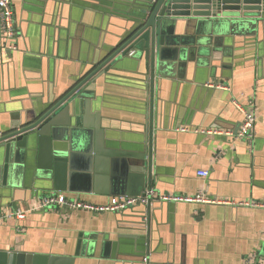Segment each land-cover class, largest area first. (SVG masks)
Here are the masks:
<instances>
[{"label": "crops", "instance_id": "0c3cea01", "mask_svg": "<svg viewBox=\"0 0 264 264\" xmlns=\"http://www.w3.org/2000/svg\"><path fill=\"white\" fill-rule=\"evenodd\" d=\"M141 2L11 0L17 49L5 51L0 44V135L75 87L117 47ZM262 21L251 36L200 33L194 53L190 48L174 57L179 47H166L151 88L130 58L125 69L89 85L93 96L86 100L84 129L96 148L98 173L92 171L88 181L76 177L71 191L59 193L95 205L149 189L264 203ZM232 101L252 106L251 145L203 133L239 129L243 116ZM148 160L151 188L132 170ZM3 165L0 148V211L31 210L41 196L55 192L51 183L35 178L34 155L26 159L20 181L3 175ZM198 171L208 176L198 177ZM152 205L148 212L146 205L119 213L64 207L28 212L23 221L0 222V253L42 257L43 264H247L252 256L259 257L250 264H264L263 209L165 201Z\"/></svg>", "mask_w": 264, "mask_h": 264}, {"label": "water", "instance_id": "95a60500", "mask_svg": "<svg viewBox=\"0 0 264 264\" xmlns=\"http://www.w3.org/2000/svg\"><path fill=\"white\" fill-rule=\"evenodd\" d=\"M137 14L128 31L119 38L117 47L64 97L36 113L27 123L10 126L0 135V148L4 152L3 175L20 181L26 159L34 155L35 178L51 183L55 192L68 188L71 191L76 177L90 180L92 171H98L93 164L96 148L92 145L91 133L84 129L86 100L93 96L88 91L89 85L101 75L111 76L125 69L126 60L130 58L136 63V71L143 76L146 86L151 88L155 72L160 70L162 58L166 57V47H179L171 54L175 57L177 53L181 56L189 52L190 48L194 53L197 49L195 37L200 33L254 35L258 25L263 24L264 0H142ZM79 143L83 145L81 148L77 147ZM126 156L135 157L130 153ZM132 167L140 174L142 184L151 188L154 179L150 161L145 166ZM152 202L146 205L147 212ZM141 260L148 262L146 257ZM40 261L43 264L44 258L0 253V264H40Z\"/></svg>", "mask_w": 264, "mask_h": 264}, {"label": "built area", "instance_id": "2783aa9c", "mask_svg": "<svg viewBox=\"0 0 264 264\" xmlns=\"http://www.w3.org/2000/svg\"><path fill=\"white\" fill-rule=\"evenodd\" d=\"M17 37L15 28L14 13L11 5V0H0V44L5 51H14L17 49L14 40ZM215 88L227 90V87L219 84L213 85ZM233 106L242 114V122L239 129L232 133L230 131H222L219 129L207 130L203 133L209 136H226L232 139H239L246 141L248 145H251L254 139V122L255 114L250 104L242 105L237 101H232ZM181 132H185V128L180 129ZM198 177H207V171H198ZM38 204L31 210H19V208H9L4 211H0V222L4 221H23L25 220L28 212L52 210L60 207H64L70 211H83L90 213H119L123 212L136 205H147L149 201H165L172 203H197L202 205H234L236 207H245L250 209H263L264 203H258L254 201H244L239 203H232L223 199H214L204 197L201 194L193 196L188 195H169L155 192L153 189L146 190L139 196H117L112 197L109 201L102 205H95L88 202L81 201L79 199H69L65 194L59 192L47 193L38 199ZM264 254V253H263ZM259 256H252L245 259L247 264L255 263Z\"/></svg>", "mask_w": 264, "mask_h": 264}]
</instances>
